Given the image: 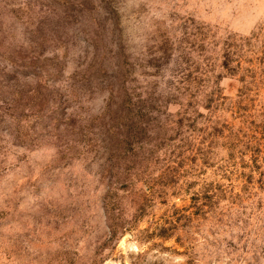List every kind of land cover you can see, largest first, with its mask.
<instances>
[{"label":"rangeland","instance_id":"374dc122","mask_svg":"<svg viewBox=\"0 0 264 264\" xmlns=\"http://www.w3.org/2000/svg\"><path fill=\"white\" fill-rule=\"evenodd\" d=\"M0 264H264V0H0Z\"/></svg>","mask_w":264,"mask_h":264}]
</instances>
